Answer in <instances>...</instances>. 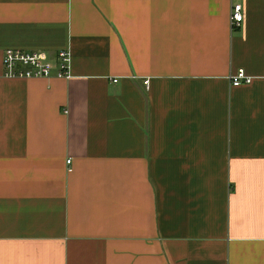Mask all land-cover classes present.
I'll return each instance as SVG.
<instances>
[{"label": "crops", "instance_id": "obj_1", "mask_svg": "<svg viewBox=\"0 0 264 264\" xmlns=\"http://www.w3.org/2000/svg\"><path fill=\"white\" fill-rule=\"evenodd\" d=\"M0 264H264V0H0Z\"/></svg>", "mask_w": 264, "mask_h": 264}, {"label": "built area", "instance_id": "obj_2", "mask_svg": "<svg viewBox=\"0 0 264 264\" xmlns=\"http://www.w3.org/2000/svg\"><path fill=\"white\" fill-rule=\"evenodd\" d=\"M242 4H235L231 9L230 22L232 28L239 27L243 22ZM71 52L68 49H61L57 52L56 58H50L41 51H27L21 49H6L2 53L3 75L11 78H70L71 73ZM231 83L235 86L251 83L253 77L246 74L243 68L239 69L230 77ZM113 81H117L114 79ZM149 80L145 81L148 84Z\"/></svg>", "mask_w": 264, "mask_h": 264}]
</instances>
